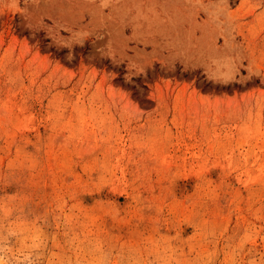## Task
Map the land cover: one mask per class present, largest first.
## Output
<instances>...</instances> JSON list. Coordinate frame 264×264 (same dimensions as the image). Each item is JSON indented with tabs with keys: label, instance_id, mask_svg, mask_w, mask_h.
Returning a JSON list of instances; mask_svg holds the SVG:
<instances>
[{
	"label": "rangeland",
	"instance_id": "1",
	"mask_svg": "<svg viewBox=\"0 0 264 264\" xmlns=\"http://www.w3.org/2000/svg\"><path fill=\"white\" fill-rule=\"evenodd\" d=\"M0 264H264V0H0Z\"/></svg>",
	"mask_w": 264,
	"mask_h": 264
}]
</instances>
